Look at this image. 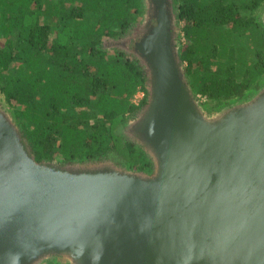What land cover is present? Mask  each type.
<instances>
[{
	"label": "water",
	"instance_id": "obj_1",
	"mask_svg": "<svg viewBox=\"0 0 264 264\" xmlns=\"http://www.w3.org/2000/svg\"><path fill=\"white\" fill-rule=\"evenodd\" d=\"M177 44L168 15L135 41L151 96L133 131L151 174L39 163L0 106V264H264V81L209 111Z\"/></svg>",
	"mask_w": 264,
	"mask_h": 264
},
{
	"label": "trees",
	"instance_id": "obj_2",
	"mask_svg": "<svg viewBox=\"0 0 264 264\" xmlns=\"http://www.w3.org/2000/svg\"><path fill=\"white\" fill-rule=\"evenodd\" d=\"M145 3L0 0V92L37 162L110 161L153 172L143 145L126 136L130 118L148 104L132 103L146 91V62L105 47L140 24ZM263 9L264 0H175L180 65L209 111L264 81Z\"/></svg>",
	"mask_w": 264,
	"mask_h": 264
},
{
	"label": "flooded vegetation",
	"instance_id": "obj_3",
	"mask_svg": "<svg viewBox=\"0 0 264 264\" xmlns=\"http://www.w3.org/2000/svg\"><path fill=\"white\" fill-rule=\"evenodd\" d=\"M169 16V21L171 23V32L173 33V39L176 42V36L181 30V26L178 24L176 13H175V0H146L144 10L141 14L140 24H138L130 34L124 38L114 40V44H117L119 47L123 48L125 51L139 55L135 52V41H138L140 37H143L144 32L149 28L157 25V18H165ZM179 30V31H178ZM113 42V41H112ZM112 44V43H111ZM145 110V109H144ZM144 111L140 114L132 116L126 125V136L132 137V139H137L134 134V124L142 116ZM110 163L109 161H98L95 164H105ZM65 166V165H62ZM115 166V165H114ZM116 167V166H115ZM118 168V167H117ZM126 171L123 168H119ZM62 257L57 255H51L47 260L41 264H58L62 263L60 260Z\"/></svg>",
	"mask_w": 264,
	"mask_h": 264
},
{
	"label": "rangeland",
	"instance_id": "obj_4",
	"mask_svg": "<svg viewBox=\"0 0 264 264\" xmlns=\"http://www.w3.org/2000/svg\"><path fill=\"white\" fill-rule=\"evenodd\" d=\"M12 39L14 40V37H12ZM111 40H109V41H107V42H105V47L107 48V49H111V51H110V55H113L114 54V52H113V50H112V48H117V47H119L117 44H114V40H112L111 42H110ZM112 43V44H111ZM126 57V56H125ZM135 58V57H134ZM133 61L134 60H136V59H132ZM148 72V71H147ZM149 73V72H148ZM147 80H146V83H145V86H146V91H145V93H146V100L147 101H149V99H150V96H151V93H150V77H149V74L147 75ZM0 106L1 107H3V108H5L7 111H9V113H11V115H12V111H13V106H12V104L11 103H9L7 100H6V98H5V96L0 92ZM144 111V110H143ZM142 112V111H141ZM140 114V113H139ZM16 122V121H15ZM113 160H117V159H115V158H113ZM57 163L59 162L60 163V159H56L55 160ZM98 162V160L97 161H90L89 163H93V164H95V163H97ZM110 162V161H109ZM58 163V164H59ZM111 164H113V165H115L116 167H118V168H123L124 169V167H120L119 165H117V164H115V163H112L111 162ZM132 171H134V170H132ZM61 261L63 260L62 258L60 259ZM58 264H65L63 261H62V263H58Z\"/></svg>",
	"mask_w": 264,
	"mask_h": 264
},
{
	"label": "built area",
	"instance_id": "obj_5",
	"mask_svg": "<svg viewBox=\"0 0 264 264\" xmlns=\"http://www.w3.org/2000/svg\"><path fill=\"white\" fill-rule=\"evenodd\" d=\"M196 99L200 102H204L207 100L206 97L202 95H197ZM146 100V93L143 89H139L138 92L132 97V103L136 106H141Z\"/></svg>",
	"mask_w": 264,
	"mask_h": 264
}]
</instances>
